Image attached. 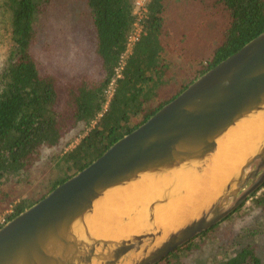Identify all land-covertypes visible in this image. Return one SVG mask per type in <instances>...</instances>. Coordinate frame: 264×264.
<instances>
[{
  "label": "water",
  "instance_id": "obj_1",
  "mask_svg": "<svg viewBox=\"0 0 264 264\" xmlns=\"http://www.w3.org/2000/svg\"><path fill=\"white\" fill-rule=\"evenodd\" d=\"M246 123L264 126V30L4 223L0 264L159 263L264 185L263 128L211 198L176 222L210 175L219 142ZM113 196L118 213L95 210Z\"/></svg>",
  "mask_w": 264,
  "mask_h": 264
},
{
  "label": "trees",
  "instance_id": "obj_2",
  "mask_svg": "<svg viewBox=\"0 0 264 264\" xmlns=\"http://www.w3.org/2000/svg\"><path fill=\"white\" fill-rule=\"evenodd\" d=\"M84 1L94 24L95 53L99 59L97 70L86 75L78 69L71 72L68 65L56 68L49 58L39 64L34 56L37 24L48 11L50 0L2 2L10 14L8 34L11 44L0 67V185L3 179L20 178L32 170L43 148L55 151L53 159L62 172L60 177L49 181L46 191L34 201L15 205L7 221L139 126L198 75L264 30V0H212L229 14L223 31L213 32L212 24L205 22L193 31L185 30L181 36L165 25L170 14V10L164 9L168 0H149L143 33L127 57L122 76L116 79L113 95L103 110L105 90L115 75L134 22L133 2ZM211 36L215 43L206 59L198 62L193 73L178 79L170 54L180 53L182 58L190 56L191 47H201L200 44ZM99 114L102 115L98 117ZM131 116H140V119L130 125ZM93 121L95 124L89 128ZM87 127L89 130L79 142L65 150ZM245 206L243 203L223 221L241 212ZM248 207L264 209V185L250 199ZM218 224L176 248L157 264L172 263L170 255L191 247L194 239L203 237ZM234 245L233 251L220 264H264L256 245L247 242L244 235H238Z\"/></svg>",
  "mask_w": 264,
  "mask_h": 264
},
{
  "label": "rangeland",
  "instance_id": "obj_3",
  "mask_svg": "<svg viewBox=\"0 0 264 264\" xmlns=\"http://www.w3.org/2000/svg\"><path fill=\"white\" fill-rule=\"evenodd\" d=\"M135 1L132 0L133 5ZM2 2L0 0V67L4 64L11 44L8 34L10 14ZM164 9L170 10L165 25L179 36L185 30L193 31L205 22L212 24L213 32H222L229 21L228 12L214 5L212 0H168ZM36 34L37 47L33 53L39 64L49 58L51 65H56V68L68 65L71 72L78 69L86 75L87 72L90 74L97 70L99 59L95 53V29L84 0H50L48 11L39 19ZM214 43V36L206 38L200 44L202 48L199 45L191 47L190 56L184 58L180 53L172 52L170 55L175 64L173 69L176 70L178 79L193 73L198 62L206 59ZM45 51L48 53H43ZM139 119L140 116H131L129 124L132 125ZM94 124L92 122L89 128ZM89 128H85L83 134H78L64 149L73 148ZM54 154L53 149L43 148L32 170L20 178L12 176L10 179H3L0 185V218L8 217L14 212L15 205L22 201H34L46 191L51 179L62 175L53 159ZM250 199L245 202L246 206L241 212L234 213L203 237L194 239L191 247L170 255V264H220L233 251L238 235H244L247 242L255 244L257 252L264 259V209L249 208Z\"/></svg>",
  "mask_w": 264,
  "mask_h": 264
},
{
  "label": "bare ground",
  "instance_id": "obj_4",
  "mask_svg": "<svg viewBox=\"0 0 264 264\" xmlns=\"http://www.w3.org/2000/svg\"><path fill=\"white\" fill-rule=\"evenodd\" d=\"M263 128V125L246 123L231 130L227 137L219 142L217 153L210 166V175L203 180L198 191L192 193L187 198L186 204L180 207L176 222H179L188 210H193L196 207L198 208L201 204L211 198V196L220 188L223 181L245 158L247 152H249L255 141V137ZM119 198L120 196H113L112 198L106 199L103 204H97L95 210L99 211L105 207L106 210L110 212V215H115L113 213H118L120 209H117V211L112 213L111 210L116 207L115 199ZM93 220L94 223L92 229L94 233L103 234L98 227V220L95 217Z\"/></svg>",
  "mask_w": 264,
  "mask_h": 264
},
{
  "label": "built area",
  "instance_id": "obj_5",
  "mask_svg": "<svg viewBox=\"0 0 264 264\" xmlns=\"http://www.w3.org/2000/svg\"><path fill=\"white\" fill-rule=\"evenodd\" d=\"M149 0H136L133 5L134 22L132 29L129 32L126 39V46L124 52L120 55L118 64L115 68V75L111 78L105 93L106 102L103 106V110H106L108 102L113 95L114 88L116 86V79L122 76V70L124 68L127 57L131 54L134 44L139 40L141 34L143 33V21L148 12L147 4ZM102 114H99L100 117ZM98 119V118H97ZM96 122V121H93ZM7 222V217L3 216L0 218V227Z\"/></svg>",
  "mask_w": 264,
  "mask_h": 264
}]
</instances>
